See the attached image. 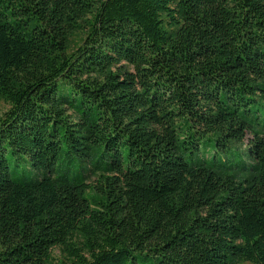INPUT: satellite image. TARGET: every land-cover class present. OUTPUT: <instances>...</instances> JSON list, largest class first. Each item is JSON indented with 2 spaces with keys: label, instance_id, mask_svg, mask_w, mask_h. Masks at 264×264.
Instances as JSON below:
<instances>
[{
  "label": "trees",
  "instance_id": "1",
  "mask_svg": "<svg viewBox=\"0 0 264 264\" xmlns=\"http://www.w3.org/2000/svg\"><path fill=\"white\" fill-rule=\"evenodd\" d=\"M0 101V264H264V0H0Z\"/></svg>",
  "mask_w": 264,
  "mask_h": 264
},
{
  "label": "rangeland",
  "instance_id": "2",
  "mask_svg": "<svg viewBox=\"0 0 264 264\" xmlns=\"http://www.w3.org/2000/svg\"><path fill=\"white\" fill-rule=\"evenodd\" d=\"M85 37L84 33H80V34H76L72 39H71V43H70V53H74L76 52V50L78 49V47L81 45V41L82 39ZM11 108L10 104H8L5 101H0V118L7 112L9 111ZM249 137L246 138L244 143L241 144H237L234 146V152H232V154L228 155L229 159H233L234 157L238 156V153L244 154L247 150L248 147V143H249ZM89 184H91L92 186H97V182H96V178L92 177L89 181ZM82 241V238L80 236H77L75 238V242H80ZM68 258V253L66 251L65 248L63 247H57L54 251H53V259L50 262V264H64V263H69L67 261Z\"/></svg>",
  "mask_w": 264,
  "mask_h": 264
}]
</instances>
